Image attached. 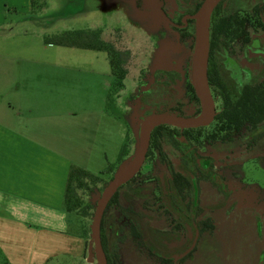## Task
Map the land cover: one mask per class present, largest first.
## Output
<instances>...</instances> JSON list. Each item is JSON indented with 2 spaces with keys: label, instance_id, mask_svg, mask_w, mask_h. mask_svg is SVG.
<instances>
[{
  "label": "rangeland",
  "instance_id": "1",
  "mask_svg": "<svg viewBox=\"0 0 264 264\" xmlns=\"http://www.w3.org/2000/svg\"><path fill=\"white\" fill-rule=\"evenodd\" d=\"M173 2L32 0V5L39 10V22L46 28L56 29L55 32L63 27L92 32L91 25L97 24L99 38L102 35L105 42L112 44L122 54L126 72L123 88L119 90V101L113 96L120 93L113 89L114 79L110 76L111 79L107 77L105 80L106 98L108 96L105 127L107 129L114 123V128L111 129L112 138L107 143L105 164L101 159L99 164L94 163L91 172L98 178L79 175L70 182L71 199L76 204V208L68 212L70 226L72 232L84 237L85 243L77 264H97L91 237L95 207L104 188L133 160L138 151L140 124L146 118L140 110L138 97L153 82V73L157 70L178 71L179 96L182 99L190 97L186 86L190 83L193 87L195 21L192 19L191 32L177 44L168 25V20H173L177 15L173 12ZM247 29L250 34L251 28ZM240 39L231 43L235 51L239 50ZM124 89L125 92H122ZM209 95L213 108L212 120L193 134L197 137L192 140V145L200 156L212 158L211 171L217 176L216 182L197 172V206L185 211L183 205L177 202L169 206L174 212L170 215L161 207L158 189L168 176V171L160 164L157 151L152 150L136 173L133 184L119 191L117 204L107 209L103 219L105 235L107 233L105 248L108 254L115 255L116 264H174L172 259L165 262L152 255V247L145 245L141 235L135 238L130 232L133 223L139 231H149L148 227H151L172 232V240L167 247L177 255L194 244L191 251L175 264H264V139L248 149V139L243 129L238 134L230 132V138H223L226 135L224 132L215 135L218 124L214 116L220 111V100L212 96L210 89ZM185 103L186 113H191L194 102L187 100ZM167 151L176 168L178 159L171 155L170 149ZM138 187H147L144 190L147 197L127 200L126 193ZM176 219L180 222L177 230L174 229V225H178ZM258 220L261 224L259 232ZM108 225L112 231L117 225L123 227L119 243L112 232H107ZM210 225L213 229L209 228ZM58 262L69 264L64 258L50 264Z\"/></svg>",
  "mask_w": 264,
  "mask_h": 264
},
{
  "label": "crops",
  "instance_id": "2",
  "mask_svg": "<svg viewBox=\"0 0 264 264\" xmlns=\"http://www.w3.org/2000/svg\"><path fill=\"white\" fill-rule=\"evenodd\" d=\"M38 14L32 0H0V264H77L85 243L71 230L65 188L72 167L105 164L112 74L104 51L49 43L82 30L55 32Z\"/></svg>",
  "mask_w": 264,
  "mask_h": 264
},
{
  "label": "trees",
  "instance_id": "3",
  "mask_svg": "<svg viewBox=\"0 0 264 264\" xmlns=\"http://www.w3.org/2000/svg\"><path fill=\"white\" fill-rule=\"evenodd\" d=\"M180 0H177L179 2ZM188 1V0H186ZM202 2H195L193 10H189L191 15L195 14L199 9ZM220 5V4H219ZM217 5L212 11L209 18L210 34L208 40V54H207V80L208 85L217 88L219 94L224 101L222 111L216 116L215 120L218 122V131L224 132L226 135L223 138H230V132H240L243 127L247 128L249 133H252V137L248 138L249 146L255 144L260 139L262 132H264V92H258L251 90L247 85L242 87L240 98L236 99L231 92H228L224 87V84L218 82V76H216L215 66L211 60V45L214 37V22L215 15L218 12ZM226 17H221L218 33H222L227 27L228 22ZM51 44L63 45V46H75L85 49H93L104 51L107 54L111 74L114 79L113 89L119 91L123 88V80L126 72L123 69L122 54L115 50L114 46L99 38V34L96 31H73L66 32L52 39L48 40ZM180 82V74L174 70H157L153 73V82L139 95L140 110L144 113V117H148L156 113H166L181 118H195L201 112L199 108L198 98L196 97L192 85L189 83L186 86V91L189 93V99H182L179 96L177 87ZM187 100L194 102L191 113H186ZM202 127L179 129L169 125H157L150 132L149 147L146 156L150 155L152 150H156L158 153V160L167 171L168 176L165 177L164 182L159 185V200L161 207L165 209V212L173 215V210L169 209V206L182 204L185 211L190 208L196 207L198 202V195L196 193V184L199 180L197 172H199L204 178H210L212 182H216L217 176L211 171L212 158L200 156L195 147L192 145V140H195L193 134L198 133ZM255 133V134H254ZM215 136V135H214ZM167 149H170L171 155L178 159L179 164L176 168L173 166ZM83 176L85 178L96 179V175H93L81 168L72 167L68 174V179L64 194V206L67 212L73 211L76 207L75 201L71 199L70 182L75 176ZM135 176L128 182L123 184L116 193L112 196L108 202L102 222H101V242L106 254L107 264H116L115 255L108 254L105 248V231L103 228V219L107 212V209L114 206L118 202L119 191L129 185H132L135 181ZM147 187L131 188L129 193H126V199L131 200L134 197L144 199L147 194L144 190ZM178 202V203H177ZM177 209L180 210V207ZM173 213V214H172ZM134 222V221H133ZM178 225H174V229L180 228L179 219H176ZM213 229L212 225L209 227ZM257 229H261L260 221H257ZM149 231H139L138 226L132 224L130 232L135 238L141 235L145 245H150V253L159 257L161 260L168 262L173 259V256L177 254L172 253L167 245L172 240V232L160 231L148 227ZM107 232H112L117 238V243L122 239L123 227L117 225L114 231L111 230V226H107ZM188 249V248H187ZM186 249V250H187ZM186 250L178 252V255L182 254ZM172 258H169V257Z\"/></svg>",
  "mask_w": 264,
  "mask_h": 264
},
{
  "label": "flooded vegetation",
  "instance_id": "4",
  "mask_svg": "<svg viewBox=\"0 0 264 264\" xmlns=\"http://www.w3.org/2000/svg\"><path fill=\"white\" fill-rule=\"evenodd\" d=\"M173 1V12L177 14L176 18L173 20H168V16L166 18L171 33L175 36L176 43L179 44L182 38L191 32L190 27L193 22L191 18H188L191 16L188 11L193 10L197 0H180L178 3L177 0ZM217 5H219V10L216 12L213 27L211 60L215 66L218 82L224 84L227 91L231 92L236 99L240 98L242 87L245 85L251 90L264 92V0H221ZM224 16L229 25L222 33H218L217 25L221 17ZM185 17L187 18L184 19ZM248 27L251 28L250 34ZM239 38H241V45L239 50L235 51L234 47H231V43ZM209 89L212 96L220 100V111H222L224 101L219 90L215 86H209ZM242 129L247 139L252 137V133H249L247 128L243 127ZM240 132L234 131L236 134ZM216 133L222 132L215 131V135ZM263 139L264 132L258 142ZM256 143L251 146L247 145L248 149L255 147ZM180 258H182L180 254L175 255L172 261L175 264Z\"/></svg>",
  "mask_w": 264,
  "mask_h": 264
},
{
  "label": "water",
  "instance_id": "5",
  "mask_svg": "<svg viewBox=\"0 0 264 264\" xmlns=\"http://www.w3.org/2000/svg\"><path fill=\"white\" fill-rule=\"evenodd\" d=\"M220 1L221 0H204L196 13L188 17L194 19L195 21L192 82L195 95L200 103L201 112L195 118H181L170 114L156 113L143 119L140 124V145L133 160L126 166L128 168V172L120 177V172L122 171L121 170L118 175L111 180V182L104 188L95 207L91 227V237L97 256V264H107V258L102 246L100 234L101 222L105 208L116 191L123 184L132 179L137 172H139L146 158L151 130L157 125H169L179 129L199 128L207 126L212 120L213 108L210 101L209 85L207 80V56L205 62L203 57L204 39L202 34V25L206 18H208L209 20L212 11ZM186 18L187 17H185L184 19ZM193 246L194 244L184 253H182L180 257H183L188 252H190Z\"/></svg>",
  "mask_w": 264,
  "mask_h": 264
},
{
  "label": "bare ground",
  "instance_id": "6",
  "mask_svg": "<svg viewBox=\"0 0 264 264\" xmlns=\"http://www.w3.org/2000/svg\"><path fill=\"white\" fill-rule=\"evenodd\" d=\"M208 25H209V20L206 18L203 22L202 25V34H203V39H204V48H203V57H204V62L207 56V48H208ZM199 119V118H198ZM128 172V168L125 167L121 172H120V177L125 175Z\"/></svg>",
  "mask_w": 264,
  "mask_h": 264
}]
</instances>
